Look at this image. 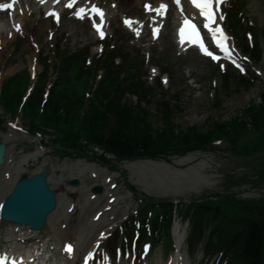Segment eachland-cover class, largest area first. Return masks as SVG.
<instances>
[{
	"label": "rangeland",
	"instance_id": "rangeland-1",
	"mask_svg": "<svg viewBox=\"0 0 264 264\" xmlns=\"http://www.w3.org/2000/svg\"><path fill=\"white\" fill-rule=\"evenodd\" d=\"M246 8L248 10V15L253 18L256 22L254 30L256 31L257 37L256 41L259 42L261 47L264 46V0H245ZM36 22V16L30 19L27 25L31 26L30 32L33 33L36 37L35 39L42 45V50L44 52H51L49 43L46 42L45 31L40 26L45 25L46 21L42 20L38 24ZM77 30V27H84L83 25L74 26ZM75 30L70 34V37L66 42L61 40L62 37H65L63 30L60 33L55 34L56 42H60V46H67L70 49L81 48L84 45L83 40H77V34ZM29 31V30H28ZM169 29L166 27L163 36L161 38L162 51H159L156 47V50H152V61L159 63L171 73V84L172 88L170 92H173L174 89L180 91L179 100L174 101L172 98L166 96V99H169L171 104L179 105L177 109L173 111V121L181 127H187L191 125L204 127L208 122L216 120H227L232 117L237 109H241L248 103L249 98L258 99V95L261 93V88L257 84L251 85L249 88H234V86H228L226 89L221 86L222 81H218V78L215 77L217 85H219L217 91V97L220 98L218 110L212 106L211 97L209 96V90L211 87V73L212 66L208 62L200 57H197L193 54H189L187 57H177L174 53L173 47L171 46L169 40ZM13 43L15 46H13ZM263 53L258 65L264 69V50L261 48ZM13 50V51H12ZM21 51L25 52V56L20 54ZM33 53L29 41L27 39L17 38L12 43H7L4 46L3 50H0V70L3 69L1 73V80L3 81L7 77L20 72L24 67H27L29 63L30 54ZM5 63L6 67L2 68V65ZM14 67V70L5 74L9 68ZM38 71L41 70L40 66H37ZM20 75H16L10 79V82H20ZM187 79L192 80L188 82ZM7 80V81H8ZM79 80V79H78ZM213 82V81H212ZM230 85H233L231 83ZM21 86V83L20 85ZM10 87V91H11ZM19 91V88L16 89V92ZM5 95L7 94V88H4ZM125 95V100H126ZM130 102L135 100L134 97L127 98ZM159 94L156 93L151 100V112L154 113L156 109L155 104L160 101ZM4 101V98H2ZM26 107L25 110H27ZM154 125L158 126L160 120H153ZM208 124V123H207ZM19 150H17L18 152ZM96 151V150H95ZM89 155V154H88ZM195 157L183 164H147L145 161L135 160V161H124L117 164L118 168L116 173H111L116 176L123 173L124 175L118 176L122 178L118 192L120 196L123 197L124 201L117 204L121 211L126 209L128 206L133 203L134 196L129 197L125 195L126 184L134 186L136 190L144 189L149 195H154L156 197H183L185 200H188L192 197H200L201 195L209 192L223 191L226 189L223 184V170H228L226 173H236L240 172L250 175L249 171H246V167L242 166V161L239 160L237 164L230 165L226 159H220L213 153L202 152V151H192L187 154V156ZM18 155L16 154V157ZM177 158V157H175ZM83 161V158L80 159ZM65 161V163H64ZM54 168H59L64 179L69 177L71 171L67 170L65 167L68 164L69 166H74L76 159L69 160L64 158L62 161L57 162L56 160L52 161ZM64 163V164H63ZM35 164V163H34ZM36 165V164H35ZM95 167L101 173L109 172L107 168L99 163ZM238 165V167H237ZM100 167V168H99ZM32 166L26 165L23 169L18 171H12V175H24L32 170ZM75 173V168L72 170ZM226 174L225 172H223ZM85 179L86 183L93 182L87 177H82ZM97 183V182H96ZM51 187H53L57 192H62L64 190L63 186L55 184L51 180ZM124 189V190H123ZM235 194L241 198H258L264 192V184L259 183L253 186L249 184H240L233 189ZM77 200H80V204L85 201V193L80 194L76 197ZM124 202V203H123ZM77 208V207H76ZM122 213V212H120ZM77 214V213H76ZM84 221H87L85 219ZM83 221V223H84ZM3 228H8L7 225H3ZM12 229V227H10Z\"/></svg>",
	"mask_w": 264,
	"mask_h": 264
},
{
	"label": "trees",
	"instance_id": "trees-1",
	"mask_svg": "<svg viewBox=\"0 0 264 264\" xmlns=\"http://www.w3.org/2000/svg\"><path fill=\"white\" fill-rule=\"evenodd\" d=\"M70 71L74 73L73 82L82 72L77 57L66 56L62 58L59 74L61 82L58 86L59 89L56 90L52 99L54 105H60L65 102L68 109L79 107L83 103L82 95L79 94L80 90L78 88L68 90L67 86L69 82H67L66 76ZM4 88H7L8 93L9 86L5 85ZM126 88L131 91L142 90L141 85L136 81L129 82ZM98 92L103 93V96H108L111 89L99 86ZM120 93V87L114 89L113 96L109 97L108 104L102 110L105 114H99L95 108L90 107L85 121L81 125V131L84 134L82 137L101 145L105 150L119 157L155 156L160 153L183 152L194 147L204 148L205 143L209 141L211 136L225 135L233 137L245 127L242 118L238 121L239 118L235 117L231 122L226 124L215 122L212 127L204 131L199 130L195 126H189L184 130L180 127L176 129L178 125L171 121L169 114H165L166 111L164 109V124L159 128H152L147 116L143 112L119 102ZM18 94L19 91H15L11 96L6 95L5 98L7 102L13 105L16 103V95ZM263 110V105L256 106L254 103H250L244 109L245 114L242 117L249 116L256 124L262 126L261 116ZM76 117L74 115L73 118ZM56 119L54 117V121ZM227 124H230V128L227 127ZM236 126L238 129L235 132ZM64 128H67L68 133H71H67L64 137L63 141L66 148L79 147L80 145H78L76 138L79 137L80 133L78 129L80 127L72 125L71 120H68L64 121ZM262 148H264V131H260L258 134L242 141L238 146V151L244 156L252 155ZM258 176L260 179H264V163L258 171ZM239 202L241 203L239 204ZM239 202L233 201L226 196L224 200H218L217 204L212 202L200 203L197 208L201 214H206L205 210H207L208 206L212 209L211 214L227 212L228 209L234 208V211L238 212L237 215L240 216V221L235 224L239 226L240 232H238V236L240 237L235 243H240L241 238L245 254L248 258V264H258L264 249V199L260 201Z\"/></svg>",
	"mask_w": 264,
	"mask_h": 264
},
{
	"label": "water",
	"instance_id": "water-1",
	"mask_svg": "<svg viewBox=\"0 0 264 264\" xmlns=\"http://www.w3.org/2000/svg\"><path fill=\"white\" fill-rule=\"evenodd\" d=\"M4 144H0V162L3 160ZM34 175L30 179L19 180L14 189L6 196L3 206L5 218L30 223L40 228L45 221V215L55 203L53 194L48 190L44 174Z\"/></svg>",
	"mask_w": 264,
	"mask_h": 264
},
{
	"label": "bare ground",
	"instance_id": "bare-ground-1",
	"mask_svg": "<svg viewBox=\"0 0 264 264\" xmlns=\"http://www.w3.org/2000/svg\"><path fill=\"white\" fill-rule=\"evenodd\" d=\"M130 3H131V0H119V5H120L121 8H126L127 6L130 5ZM75 33L77 34V39H79L80 36H85V35L87 36L89 34V32L86 29V27L82 28V29H78ZM13 70H14V67H11L7 71H5V74L6 75L9 74ZM3 138L6 140L7 139V135H4ZM5 140H3V141H5ZM36 154L37 153H35L33 156L35 157ZM194 157H195V155H193L191 157L184 156V157H181V158L177 159L176 162L184 163V162L192 160ZM22 161H24V159H22ZM147 161H149V160H147ZM22 163H20V165ZM1 170H2V168L0 167V171ZM52 171H53V168L51 170V173H52ZM3 178L4 177L0 175V198L2 197L4 192L7 190V189H5V187H3V182L5 181ZM9 181H10V183H9V185H10L11 182H12V179L9 180ZM56 181L57 182L61 181L60 177H58V179ZM9 185L7 186V188L9 187ZM66 189H67V192L65 194L69 195V194L74 192L75 188L67 185ZM93 202H96V201H93ZM65 204H67V203L64 200L63 196L60 195V193H58L57 206H56L55 210L49 214L48 221H47V224H46L45 228L41 229L40 231H33V230H29L27 227H24L25 230L23 231V233L22 234L19 233L20 238H24L27 241H33V240H39L40 239L39 241L43 242V244H45L47 246H51V244L54 245L55 243L58 244V242H62L64 240V237H62V236L60 237V235H57L61 231L57 227V225H58V221L63 218L62 215L66 211V210H64V208H65L64 205ZM92 211L93 210H90L89 215L91 214ZM90 227H92V226L90 225ZM72 231H74V228H72ZM90 243H92V242L90 241ZM57 255H58V252H57Z\"/></svg>",
	"mask_w": 264,
	"mask_h": 264
},
{
	"label": "snow or ice",
	"instance_id": "snow-or-ice-1",
	"mask_svg": "<svg viewBox=\"0 0 264 264\" xmlns=\"http://www.w3.org/2000/svg\"><path fill=\"white\" fill-rule=\"evenodd\" d=\"M53 2H55V0H53ZM213 2L215 3L216 7L218 8L220 6V3H221V0H191V3H193L199 10H200V15L206 17L207 21H212L214 19V11H213V8H212V5H213ZM73 6V3H72V0H70V2L67 4V7L71 8ZM12 7V4H0V8H11ZM165 7L164 4H161L160 5V8L163 9ZM85 11L84 8H80L78 9L76 12H75V15L78 17V18H83V15L82 13ZM92 11L97 13V14H100L101 15V18H102V11L99 9V8H96L95 5L92 6ZM53 15H55L53 13ZM220 19H223V16L220 17ZM125 23H129V21L126 19L125 20ZM185 24H189V22L187 20H185ZM17 27H19L17 25ZM94 27H97V30L99 31L100 30V27L99 25H96L94 24ZM191 27L193 28V31H195V26L194 25H191ZM205 27H208V24L206 23L205 24ZM184 29L183 27L181 28V33H183ZM217 32L220 33V39L217 41V43H220L221 46H222V41L224 39H226V37H224L223 33H222V30L217 28ZM101 35H103V33L101 32L100 33ZM153 34L155 35V30L153 32ZM201 50L206 52L207 55L211 56L213 59H216L217 57H215L213 55L212 52H209L203 44H201ZM233 63H235V61H233ZM237 67H240L239 65H237ZM241 70L243 71V68H241ZM68 250L71 251V246L69 245L68 246Z\"/></svg>",
	"mask_w": 264,
	"mask_h": 264
}]
</instances>
